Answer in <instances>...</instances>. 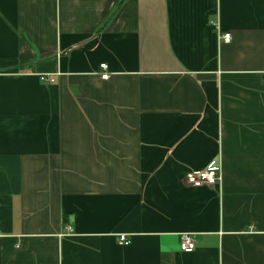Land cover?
I'll list each match as a JSON object with an SVG mask.
<instances>
[{"label":"crops","instance_id":"crops-1","mask_svg":"<svg viewBox=\"0 0 264 264\" xmlns=\"http://www.w3.org/2000/svg\"><path fill=\"white\" fill-rule=\"evenodd\" d=\"M0 264H264V0H0Z\"/></svg>","mask_w":264,"mask_h":264},{"label":"built area","instance_id":"built-area-1","mask_svg":"<svg viewBox=\"0 0 264 264\" xmlns=\"http://www.w3.org/2000/svg\"><path fill=\"white\" fill-rule=\"evenodd\" d=\"M220 41L225 43H230L233 39L232 34L230 33H219ZM101 69L103 70V74L101 75L102 80H109L111 78V74L107 71V65H101ZM43 81L53 84L55 82L54 79L51 78H42ZM223 181L222 176V166L221 162L212 161L208 167L203 171L191 172L185 177V183L187 186L193 188H202V187H216L220 186ZM73 234V230L69 228L68 236ZM120 243L124 245H128L129 241L126 236L120 237ZM181 247L184 253H190L195 250V242L193 236L190 234H184L181 237Z\"/></svg>","mask_w":264,"mask_h":264}]
</instances>
